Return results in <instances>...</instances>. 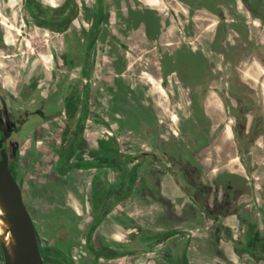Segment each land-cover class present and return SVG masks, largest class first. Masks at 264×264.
Listing matches in <instances>:
<instances>
[{
  "label": "flooded vegetation",
  "instance_id": "flooded-vegetation-1",
  "mask_svg": "<svg viewBox=\"0 0 264 264\" xmlns=\"http://www.w3.org/2000/svg\"><path fill=\"white\" fill-rule=\"evenodd\" d=\"M38 2L37 8H28V15L24 18L25 25L32 23L65 37L63 41L65 51L60 52V59L63 67L70 72V75L63 74L56 81H53V88L48 89L43 98H39V100H37L38 97L31 98L34 104H38L36 110L38 118H34V121L31 119L30 122H34V126L38 127L43 122H53L59 117L63 118L58 119L64 129L62 132V150L57 158L55 169L58 173L66 174L71 170V160L77 156L79 147L83 142L84 126L89 124L109 126V118L116 119L114 114H106L101 118L105 112L101 113L100 109L90 113L91 71L97 65V44L101 32L103 31L102 39H107L106 31L109 23L106 21L107 16L98 9L100 0H62V3L56 6L47 5L41 0ZM259 7L260 9L255 10L250 6H245V10L249 16L253 15L260 22H264V4H260ZM221 10L220 14L209 11L210 13L206 15H223V9L221 8ZM175 13V11L169 10L164 14H157L164 15L162 19H165V27L163 28L159 24L157 15H153L157 22L155 30L152 31L149 28H152L153 24L148 23L144 27L141 22L137 23L134 28L143 27L144 30L146 28V32L149 34L148 45L153 49L155 56H158L160 74L166 78L168 76L173 77L177 96L180 99L183 98L182 96L187 98L186 109L189 116L182 119L181 129L173 132L176 139L167 137L165 142L161 138L163 134L159 136L160 138L156 139L155 137L153 140L156 142L155 150H137L122 154L115 142L117 138L112 137L109 131L110 136L98 140V147L91 151L93 158L86 162L88 163L87 170H94L90 182V210L85 208L83 200L80 199H77L79 208H75V205L68 199L57 200V204H60L62 209L57 208L59 210L57 212L53 209V211L55 210L54 213L50 210L47 216L48 228L51 230L58 229L57 244L49 243L43 248V251L41 245L38 244L44 264H115L113 262L117 259L132 254L145 255L150 253L156 255L164 250V242H167L169 246L171 245L170 248L173 252L166 254L165 263L162 264H191L188 252L192 238V227L195 223L186 221L185 219L188 217L183 215L176 217L175 213L171 216L165 213L169 204L168 201H166L167 205L165 204L161 189H163L162 186L166 180H171V183L178 186L182 193L181 196H174L173 201L179 203L182 202L183 198H186L184 204L188 209L190 206H195L197 209L206 211L207 209L203 205L205 200L203 203H199V199H194L193 192H199V185L210 182V174L213 172L216 177L220 176L221 179L214 178V181H217V189L222 186L224 189L227 187L228 190L225 189L222 192L217 190L212 197L219 198L220 195V197L224 196L227 199H241L242 190L245 186H251L256 192L253 199H247L244 204L235 205L239 209L236 214L238 224L235 229L221 222L212 225L214 229L217 228L218 233L222 232L223 240L232 241L236 246L235 252L240 259L239 262H235L225 251H222L220 262L214 264H264V227L259 217L260 212L264 213L263 209L260 208L263 204L261 205L259 199V190L264 182V173L260 175L257 173L260 169L264 170V161L260 162L264 159V150H251L252 143L257 142V138L259 139L263 135L261 132L263 122H256V119H258L257 115L259 114L264 116V104L259 106L253 102L251 95L255 94L256 89L244 86L243 83L237 81L238 79L233 80L231 77L229 80L228 74L224 71L226 67L224 65L228 61L225 30L221 31L224 37L215 38L223 17L222 19L218 18L213 39L206 34V29L211 27V24H203L202 26L196 23L197 15H195L192 20L188 18L184 22L174 24L176 27L173 30L174 39L168 43L165 41L168 37V28L166 27L171 26L168 15L173 16ZM186 14L188 15L189 12ZM0 15H2L1 12ZM210 19V17L207 18V20ZM240 20L243 21L244 19L240 18ZM77 21L78 28L75 26ZM0 24L6 25L1 19ZM9 27L12 29L11 26ZM4 30L0 26V49L12 51L13 48L7 44L14 43L13 35H5ZM69 31L76 36L75 39H69ZM80 45L83 47L79 50L74 49L75 46ZM212 47L213 51L211 50ZM243 54L237 57L233 63L240 65ZM192 55L207 61L208 76L202 82L194 81L191 85H185L178 76L182 73L180 69L182 66L188 67L190 65V56ZM249 56L250 60L253 57L257 61L264 74V56L255 50L253 55L249 54ZM211 57H214L215 60H212ZM165 58L169 59V63L166 62ZM72 72L75 73L76 79L74 82L69 81L70 84L68 82L70 86L64 88L65 93L63 91L60 93L58 89H61L68 79H71V76L74 75ZM239 78L242 79V76L239 75ZM149 80L152 81L153 79L149 77ZM97 82L94 78L93 84H97ZM36 86H38V76L29 78L28 82H23L20 93L26 88ZM261 87L264 89V83H261ZM212 92L217 101V110L211 114L207 109V100ZM93 98L98 107L100 103L98 90H95ZM12 101L13 98L7 96L0 80V120L3 116L4 103ZM195 109H198L197 112ZM13 110L10 108L11 112ZM118 111L123 112L120 109ZM41 116L46 117L45 120L42 119L43 122L39 119ZM229 116L233 118L231 119ZM187 119L195 128L199 138L193 139L183 130V123ZM118 121L121 122L122 120ZM135 121L134 125L131 124V126H135L133 127L135 131L140 132L142 136L144 135L145 139L151 140L153 132L149 127L142 126L143 123V125L147 123L137 117H135ZM177 123L180 124L178 116ZM150 125L152 124L150 123ZM228 125L232 141L235 144L233 145V153L236 156L227 161L225 159L224 161L218 160L214 157L218 155L214 150L215 145ZM159 127L160 124H154L155 131H158ZM0 139L3 140L8 155L6 138L1 125ZM181 148L183 152L179 151ZM165 158L170 159V161L166 162ZM101 159L103 160L100 161ZM144 160L151 161L149 166L146 163L151 169L150 173L145 174V185L150 189L145 192L143 200L150 205H152L151 202L157 203L159 210L151 218H141L142 224L137 225L136 223L139 221L132 215V211L127 210L130 204H124V200L131 197L137 190L135 187L136 170ZM217 162L220 163L217 164ZM63 165L64 167H62ZM68 166L69 168H67ZM233 166L235 167L232 168ZM174 168L177 171L173 170ZM153 169H155L156 176L162 172L168 175L163 176L161 182L158 181L157 177V181L150 182L149 175ZM109 171L112 172V178L109 177ZM11 174L16 179L12 172ZM177 175L181 176L180 180ZM234 175L236 176L235 179L232 178ZM237 177L243 178V186L239 184ZM221 182L224 184L221 185ZM229 192L232 193L230 196ZM198 196H200V192ZM262 203H264V193ZM242 205L246 206L247 212L241 210ZM173 206L171 205V212L173 208L178 209L174 204ZM186 207L182 203L181 211ZM175 220H182L183 224H176ZM35 233H37L36 230Z\"/></svg>",
  "mask_w": 264,
  "mask_h": 264
},
{
  "label": "rangeland",
  "instance_id": "rangeland-1",
  "mask_svg": "<svg viewBox=\"0 0 264 264\" xmlns=\"http://www.w3.org/2000/svg\"><path fill=\"white\" fill-rule=\"evenodd\" d=\"M177 1L189 7V14L187 15L182 12L175 13L173 16L169 14L168 17L171 25L184 22L188 18L192 20L195 15H197L196 23L202 26L203 24L215 23L218 18L222 19L223 17L221 21L226 26L224 23H220L216 31L217 37L215 38L224 37L221 31L225 30L228 61L224 65V67L226 66L224 71L228 74L229 80L232 77L233 80L238 79L237 81L243 83L244 86L256 89L255 94L251 95L253 102L259 106L264 104V89L261 87V83H264V74L257 61L253 57L251 60L249 59V54L253 55L254 50L259 52L261 56H264V22H260L253 15L249 16L245 10V6H250L255 10L260 9L259 6L260 4H264V0H238L240 6L238 8L235 7L234 0ZM171 2H175V0H171ZM38 3V0H0V12L2 13L0 19L6 23V25L0 24V26L5 29V35H13L14 42L11 45L6 43L9 47L13 48L12 51L10 49H0V80L3 83V89L6 91L7 96L13 98L12 102H5L3 105L4 110L0 125L6 138L9 168L20 184L24 203L33 218V224L37 232V242L41 245L40 247L43 251V248L49 243L57 244L58 229H49L47 223V216L50 210L54 213L55 210L57 212L62 209V206L57 204V200L68 199L69 202L75 205V208H79V201L77 199H80L83 200L85 208L90 210V182L94 170H87L88 163L86 162H89L93 158L91 151L98 147L99 139L110 136L108 131L111 132V136L117 138L115 142L122 154H128L137 150H155L156 142L153 141L154 138H160L159 136L163 134L161 138L165 142L167 137L176 139L173 132L181 129L182 119L187 118L189 115L186 109L187 98L182 96L183 98L180 99L177 96L173 77L166 78L159 76L160 71L155 54L152 57L150 56V58H144L143 55L147 56L151 52L147 51L143 46L140 47L139 41H136L131 46L127 43L126 39H122L121 41L115 40L116 33L119 34V30H116L114 35L112 34V29L108 27L106 31L107 39H102L103 31L101 32L97 44V65L96 68H93L94 72L91 71L90 113L100 109L101 113L105 112L101 115V118L106 114H114L117 120L109 118V126H94L92 124L84 126L83 142L79 147L77 156L71 160V170L66 174L63 172L58 173L55 169V164L62 150V132L64 129L58 119L63 118L59 117L53 122H43L42 119L45 120L46 117L43 116V118L41 116L39 119L43 124L35 127L34 122L31 123L30 120L34 121V118H38V112L36 111L38 104H34L31 98L38 97L37 100L43 98L47 94L48 89L51 90L53 88V81H56L63 74L70 75V72L63 67L60 59V52L65 51L63 42L65 37L32 23L25 25L24 18L28 15V8L35 9ZM217 3L223 5V15L215 16L212 14L209 16L206 15L208 14L207 11L199 10V8L205 7V9L214 14L215 12H219L220 14L222 10L220 6L219 8L216 7ZM132 12L136 13L138 10L132 8ZM236 12H239V14H236ZM157 16L159 17V21L164 18V15ZM208 17L211 19L207 20ZM240 18L244 20L241 21ZM149 20L155 19L153 16H150ZM147 22L148 19L146 18L145 23ZM75 26L78 28V21L75 22ZM116 26L119 28V24H116ZM149 28L152 31L155 30L156 24L153 22L152 28ZM214 28L212 25L206 29L207 36L212 39L214 38ZM68 34L69 39L76 38L72 32L69 31ZM81 47L83 46H75L74 49L79 50ZM211 50L213 51V47ZM242 54V63L240 65L234 64L233 62ZM139 56H142V58H139ZM211 59L215 60L214 57H211ZM206 62L196 55L190 56V65L180 68L182 73L178 76L179 80L185 85H191L194 81L202 82L208 76ZM72 74L74 75L71 76V79H68L62 85L63 87L58 89L60 93L62 91L65 93L64 88L69 87V84L76 79L75 73L72 72ZM239 75L242 76V79L239 78ZM34 76H38V86L26 88L20 93L22 83L28 82L29 78ZM149 77L153 80L150 81ZM94 78L98 81L97 84H93ZM95 90L100 92L98 107L95 105L93 98ZM115 97L116 100H114ZM10 108L14 109L13 112L10 111ZM118 109L123 112L121 113ZM197 110L195 109L196 112ZM134 116L144 120L148 124L143 125V123L142 126L149 127L153 132L151 140L145 139L144 135L143 137L140 132L135 131L133 128L135 126H131V124L134 125L136 122ZM177 116L180 118V124L177 123ZM229 117L233 118L232 116ZM257 117L256 122H263V128L261 129L263 135L259 139L257 138V142L252 143L251 150L263 151L264 116L259 114ZM120 119L122 120L121 122L118 121ZM155 123L160 124L158 131L154 129ZM183 128L189 137L193 139L199 138L189 119L183 123ZM209 147L211 148V145ZM214 150H217L216 147ZM179 151L183 152V149L181 148ZM214 157L220 160L218 155ZM164 160L166 162L170 161L168 158ZM262 161L264 159L260 162ZM150 162L144 160L136 170L138 177L142 179L144 177V181L145 174L150 173L151 168L148 167ZM219 163L217 162V164ZM152 167L155 168V166ZM173 170H176V168ZM257 173L260 175L264 173V170L260 169ZM111 174L112 172L109 171L110 178H112ZM166 175L168 174L162 172L156 176L155 169H153L149 175V178H151L150 182L157 181L156 177L161 182L163 181V176ZM177 176L175 177L177 178ZM178 177L180 180L181 176ZM219 177L217 176L215 179H220ZM232 178L235 179L236 176L234 175ZM237 178L239 184L243 186V178ZM252 179H254V176H252ZM223 184L224 182H221V185ZM242 191L244 198L249 200L253 199V196L256 195L251 186H245ZM263 193L264 182L259 190L260 203L261 205L263 204L260 208L264 212V203H262ZM231 194L229 192V196ZM135 198L136 195L132 194L131 197L124 201V204H130L127 210L132 211V215L139 221L136 224L140 225L142 224L141 218H151L159 207L150 205L147 210L142 212L134 206L136 202ZM53 209L55 210L53 211ZM259 217L264 227V213L260 212ZM175 221L176 224H183L182 220ZM203 221H201L200 226L198 225L200 229H203L205 226V223H202ZM53 257L56 258V256ZM156 257L155 254H132L117 259L113 263L150 264L149 260L156 259ZM0 264H4L1 246Z\"/></svg>",
  "mask_w": 264,
  "mask_h": 264
},
{
  "label": "crops",
  "instance_id": "crops-1",
  "mask_svg": "<svg viewBox=\"0 0 264 264\" xmlns=\"http://www.w3.org/2000/svg\"><path fill=\"white\" fill-rule=\"evenodd\" d=\"M43 3L50 5V6H56L60 5L62 3V0H41ZM234 5L236 8L240 7L238 0H234ZM216 6V4H215ZM219 6L223 9V5L220 3H217V6ZM132 8H135L138 10V12L133 13ZM98 9L100 12L107 16L106 21L109 23V28L112 29V34L115 35V31L119 30V34L116 33V39L118 41H121L122 39H126L127 43L129 45H133L136 41H139V46H143L146 48L147 51L151 52V54H148L147 56H144V58H150V56H154L153 49L150 48L148 45L149 42V34L143 29V27H135V25L139 22L144 24V27L149 24H153V22L156 24L155 20H149L150 16L157 15V14H164L168 12L169 10H173L176 13H188L189 7L185 5L184 3L178 2L175 0V2H171V0H100L98 3ZM199 10H204L210 13L205 7L199 8ZM135 12V11H134ZM137 14V15H134ZM104 16V17H105ZM146 18L148 19V22L145 23ZM161 21V23H160ZM159 21V24L163 27H165V19H161ZM216 21V19H215ZM218 21V20H217ZM200 23V22H199ZM217 22L209 23L211 26L215 27ZM116 24H119V28L116 26ZM173 25V26H172ZM168 28L167 33L168 37L165 39L168 43L172 42L174 39L173 36V30L175 29L174 24H172ZM118 28V29H117ZM135 38V39H134ZM134 41V42H132ZM139 58H142V56H139ZM166 62L169 63V59L165 58ZM156 62L158 63V56L156 57ZM163 77L161 74L159 75ZM170 77V76H168ZM217 101L215 100L214 93L212 92L209 95V98L207 100V109L209 113H213L214 110H217L216 107ZM234 142L231 138V131L229 125L225 128V132L220 136L219 141L216 142V149L215 150L218 154V157L220 160L224 159L227 161L230 158H234L236 155L233 153L234 149ZM229 148V150H228ZM229 153V155H228ZM193 168L192 165L189 164ZM233 166L232 168H234ZM210 182H206L202 185H199V192L200 196H198L199 192H193L194 193V199L198 200L199 203H203V205L206 207V211L202 209H197L195 206H190L188 209L186 205L184 204L186 202V198H183L182 202L173 201L174 196H181L182 193L178 186L173 185L171 183V180H166L163 183V197L166 201H168L169 207L165 209V213H167L169 216L171 214L175 213L176 217H180L181 215L188 217L185 219L188 222H191L192 224L195 223V225L192 227L191 232V241H190V249L188 252L189 260L191 264H214L215 262H220V255L222 254V251H225V253L232 258L235 262H239L240 259L237 256L235 250L236 246L232 243V241L223 240L222 232L218 233L217 228L215 229L212 227L213 224H216L217 222L225 223L226 226L232 227V229H235V226L238 224L237 219V213L239 209L235 206L238 204H244L246 202V198H244V194L242 195L241 199H227L224 196H221L219 194V198L212 197L213 194L217 190L219 191H225L228 190L226 187L220 186L218 189L216 187L217 181H214V178L216 177L214 172L210 174ZM170 177V176H168ZM140 180V181H139ZM221 180V179H220ZM197 182V181H196ZM146 182L141 177H136V191L134 194L136 195L135 198V207L136 209H139L140 211H145L147 208H149V203L145 202L143 200V196L145 195V192H147V189H150L147 185H145ZM222 195V194H221ZM126 200V199H125ZM124 200V201H125ZM202 201V202H201ZM178 208L175 209L172 207L173 204ZM181 203V204H180ZM182 203L184 205L182 211L180 207L182 206ZM152 205H156L155 207H159L157 203L151 202ZM167 205V204H166ZM171 207V209H170ZM174 207V206H173ZM169 208V209H168ZM159 210L157 208L156 212ZM186 210V211H185ZM242 211L247 212L246 206L242 205ZM174 216V215H173ZM204 220L202 223H205V226L203 229H200L198 225H201V221ZM216 230V231H215ZM233 234H235V231H233ZM167 242L163 243L164 250L162 252H159L156 254V259H150V264L155 263H165V256L168 254V252H173L171 245H167ZM145 255H151L150 253ZM127 257V256H126ZM157 260V262H155Z\"/></svg>",
  "mask_w": 264,
  "mask_h": 264
},
{
  "label": "water",
  "instance_id": "water-1",
  "mask_svg": "<svg viewBox=\"0 0 264 264\" xmlns=\"http://www.w3.org/2000/svg\"><path fill=\"white\" fill-rule=\"evenodd\" d=\"M0 205L13 238L12 256L1 243L4 264H44L31 215L24 203L22 189L10 172L8 155L2 139H0Z\"/></svg>",
  "mask_w": 264,
  "mask_h": 264
},
{
  "label": "bare ground",
  "instance_id": "bare-ground-1",
  "mask_svg": "<svg viewBox=\"0 0 264 264\" xmlns=\"http://www.w3.org/2000/svg\"><path fill=\"white\" fill-rule=\"evenodd\" d=\"M8 228V221L4 218V211L0 205V243L4 244L5 248L12 256L13 238Z\"/></svg>",
  "mask_w": 264,
  "mask_h": 264
},
{
  "label": "trees",
  "instance_id": "trees-1",
  "mask_svg": "<svg viewBox=\"0 0 264 264\" xmlns=\"http://www.w3.org/2000/svg\"><path fill=\"white\" fill-rule=\"evenodd\" d=\"M67 159H68V158H67ZM67 168H69V166H68Z\"/></svg>",
  "mask_w": 264,
  "mask_h": 264
}]
</instances>
